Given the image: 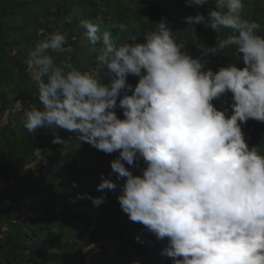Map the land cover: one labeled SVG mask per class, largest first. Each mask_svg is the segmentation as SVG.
Wrapping results in <instances>:
<instances>
[{"label":"clouds","instance_id":"9594fccd","mask_svg":"<svg viewBox=\"0 0 264 264\" xmlns=\"http://www.w3.org/2000/svg\"><path fill=\"white\" fill-rule=\"evenodd\" d=\"M208 3L186 0L197 12L185 22L230 32L199 47L196 58L163 19L123 43L82 20L89 43L100 45L96 66L87 69L56 65L48 53L63 50L67 34H50L25 61L39 106L24 109L22 123L29 133L51 130L54 144L65 143L63 129L98 151L118 152L111 168L126 178L121 210L158 240L167 238L162 254L174 264H264V151L249 147L242 130L249 119L264 122V35L257 21L244 18V0H214L205 16L199 8ZM111 27L127 31L123 23ZM229 47L243 68H207ZM129 75L139 77L135 87ZM227 93L231 115L213 103ZM140 160L146 167L134 175L126 165L139 168ZM97 187L115 190L117 183L101 173ZM90 198L94 206L105 202Z\"/></svg>","mask_w":264,"mask_h":264},{"label":"trees","instance_id":"16d2710c","mask_svg":"<svg viewBox=\"0 0 264 264\" xmlns=\"http://www.w3.org/2000/svg\"><path fill=\"white\" fill-rule=\"evenodd\" d=\"M244 2V18L257 21L264 35V0ZM212 6L209 0L199 11L207 16ZM196 12L186 0H0V264H174L162 254L167 238L158 240L121 210L117 196L126 178L117 179L111 168L118 152L98 151L63 129L65 143L54 144L51 130L29 133L23 127V110L39 106L25 61L38 42L60 31L67 42L63 50L49 51L54 63L95 67L100 45L87 40L80 27L85 19L100 33L109 30L116 43L141 39L163 19L196 58L199 47L214 46L230 32L189 26L185 17ZM114 23L127 25V31L112 28ZM230 63L244 67L234 47L212 55L207 68L217 71ZM138 80L127 78L133 87ZM213 103L231 115V93ZM117 114L123 118L121 109ZM242 130L249 147L264 151V122L249 119ZM139 164L126 166L141 175L146 165ZM101 173L117 183L115 190H98ZM78 193L86 195L78 199ZM102 196L105 202L94 206L90 197Z\"/></svg>","mask_w":264,"mask_h":264}]
</instances>
